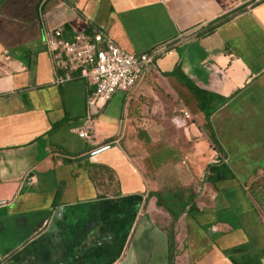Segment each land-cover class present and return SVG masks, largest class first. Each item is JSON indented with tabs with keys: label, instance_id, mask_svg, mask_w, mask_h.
Here are the masks:
<instances>
[{
	"label": "crops",
	"instance_id": "0c3cea01",
	"mask_svg": "<svg viewBox=\"0 0 264 264\" xmlns=\"http://www.w3.org/2000/svg\"><path fill=\"white\" fill-rule=\"evenodd\" d=\"M55 29L100 32L131 53L188 39L155 57L131 97L90 106L92 83L46 49ZM175 68L229 97L210 117L219 150ZM88 121L91 141L78 136ZM214 163L227 171L212 182ZM251 183L264 192V1L0 0V264H168L147 197L168 184L206 199L174 225V264H264Z\"/></svg>",
	"mask_w": 264,
	"mask_h": 264
},
{
	"label": "built area",
	"instance_id": "2783aa9c",
	"mask_svg": "<svg viewBox=\"0 0 264 264\" xmlns=\"http://www.w3.org/2000/svg\"><path fill=\"white\" fill-rule=\"evenodd\" d=\"M188 39L179 35L174 41L156 46L143 53H131L119 48L111 39L100 32L77 33L72 38L62 36L60 29L51 31L45 38L49 52L63 54L69 68L77 72L78 78L92 83L93 94L88 100L90 106L105 102L116 92L131 97L140 84L154 71L156 56L168 52L172 47ZM185 119L190 115L183 112ZM91 123L78 136L91 141ZM183 158L182 163L186 161Z\"/></svg>",
	"mask_w": 264,
	"mask_h": 264
},
{
	"label": "trees",
	"instance_id": "16d2710c",
	"mask_svg": "<svg viewBox=\"0 0 264 264\" xmlns=\"http://www.w3.org/2000/svg\"><path fill=\"white\" fill-rule=\"evenodd\" d=\"M264 1V0H260ZM227 18H221L213 21L209 24L207 29L204 31L206 33L212 32L217 26L225 22ZM174 77L180 84H182L191 94L193 99L196 102V106L200 113H202L204 122L203 129L205 130L208 139L212 146L219 150L217 142L214 137V133L210 124V117L213 112L224 104L229 97H223L216 93H212L206 90H203L196 86L182 71L180 68H175L168 73ZM59 124H56L52 129H56ZM144 133L141 131L138 132L140 138L147 143L149 141L148 137H144ZM112 139H106L102 145L107 144ZM89 150V149H88ZM92 174H97V172H105L106 179L113 183V172L102 166H92ZM226 166L223 163L219 165L208 164L206 167V179L211 180L212 182L216 180V174L226 172ZM251 195L261 201L262 197L264 198L263 190L256 184L251 183L249 186ZM112 194H116L115 190L111 191ZM149 199H153L157 211L152 213L153 219L156 222L157 226L162 229L167 236V246H168V264H174L175 254H176V241H175V230L174 225L177 220L185 213L197 210V203L200 200H205L204 197H200L198 193L194 192L191 186H182V185H164L158 190L150 191L147 196Z\"/></svg>",
	"mask_w": 264,
	"mask_h": 264
}]
</instances>
